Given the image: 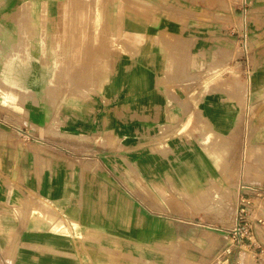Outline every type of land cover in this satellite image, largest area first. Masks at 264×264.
<instances>
[{
    "label": "crops",
    "instance_id": "crops-1",
    "mask_svg": "<svg viewBox=\"0 0 264 264\" xmlns=\"http://www.w3.org/2000/svg\"><path fill=\"white\" fill-rule=\"evenodd\" d=\"M27 1L0 0L3 31ZM30 4L34 49L0 62L12 85L33 87L24 123L0 97V264H201L233 245L230 219L215 236L220 216L187 198L216 172L253 182L249 149L264 152V0ZM54 118L66 119L65 135L49 133ZM187 165L200 173L187 178ZM186 183L200 188L188 196Z\"/></svg>",
    "mask_w": 264,
    "mask_h": 264
},
{
    "label": "rangeland",
    "instance_id": "rangeland-1",
    "mask_svg": "<svg viewBox=\"0 0 264 264\" xmlns=\"http://www.w3.org/2000/svg\"><path fill=\"white\" fill-rule=\"evenodd\" d=\"M30 3H32V0H28L27 5L21 6L20 8L15 7L14 10L10 11L11 19L14 16L16 20H10L8 26L5 24L4 27L7 26L5 28L6 30L3 31V25L0 23V62H5L8 60V58L17 55L24 56L28 51H32L34 49V29L33 22L31 21L32 4ZM18 12L21 15L20 20ZM86 24L87 26L93 28H95L97 25L96 21H86ZM86 40L89 41L94 39ZM100 40L101 39L99 38L95 39L97 42ZM75 59H80V54L75 55L73 60ZM19 64H21V68H23L20 70L21 74L25 73V77L33 78L34 71L24 69V66L29 67V65H27V63L16 61L17 67ZM15 75L18 78V70L15 72ZM10 92L13 95H11ZM1 95L6 96V98L8 97L10 100L8 103L10 106V115L11 117L15 116L16 119H18L17 121L21 123L26 122L24 115L29 114V111L30 114L33 115V87H28L27 89L19 88L17 85H12L11 82L6 79L5 75H0V97ZM29 108H31V110H29ZM65 121L66 119L54 118L47 119L48 123H45H47V126H53V128L48 127L49 133H52L53 135H65ZM184 129H186V127ZM185 134H188L187 131ZM188 136L193 141L191 135L188 134ZM79 137L80 136H78V138ZM83 139L84 138H82L81 141ZM217 145H220V141H218ZM197 150L198 147L194 145L193 151ZM206 151L210 154L212 153L217 157V159H220L218 163L221 165V161H223L225 158L222 154L220 155L211 151L210 149H206ZM263 153V150L259 148L252 147L249 149V157L246 159V171L249 176L254 177L253 182L244 181L238 185V183L232 181L231 177H229V175L224 171L216 172L212 174L213 178L206 182V186L203 188L201 193L196 195V197L187 198L189 202L201 205L205 210L215 211L217 215L223 219L222 220L219 217V220L216 224L219 229H214L216 234L215 236L225 235V233L220 229L223 227L222 222L226 221L224 218L228 220L230 219V222L232 223V228H229L230 233L227 234V239H231L234 244L232 245L229 243L222 249L219 248L217 257H206L203 259L201 264H222L226 257H219V255L221 251L227 248H231V253L235 254V262H237L236 264H255L256 257H264V240H261L257 237L256 230L258 227H254V224L260 223L264 230V213L263 215L257 214L259 209L264 212V208L258 207L259 204H263L264 206V198L258 197L254 193L249 194L248 197L251 202L250 207H248L246 211L242 210L244 205L241 203V199L245 195V191L250 190V187H254L257 192L264 193V178H262L264 177V166L258 167L259 163L264 164ZM260 154L263 155L260 157ZM259 171L260 173L262 172V176H260L261 178L257 177ZM193 193H195V191H185V194L188 196ZM248 209H250V212H248ZM251 224L253 225V228H250ZM240 231L241 233L238 235L237 232ZM245 255L251 256L244 257Z\"/></svg>",
    "mask_w": 264,
    "mask_h": 264
},
{
    "label": "built area",
    "instance_id": "built-area-1",
    "mask_svg": "<svg viewBox=\"0 0 264 264\" xmlns=\"http://www.w3.org/2000/svg\"><path fill=\"white\" fill-rule=\"evenodd\" d=\"M251 193L256 194L258 197L264 198V193L257 192V190L254 187H250V190L245 191V195L241 199V203L244 205V208H242L243 211H246V209L248 207H250V202L251 201H250L248 195L251 194ZM227 201H229V200H227ZM258 207L264 208L263 204H259ZM254 225H255L254 226L255 228L258 227L257 224H254ZM250 228H253V225L252 224H251ZM239 230H241V229H239ZM237 233H238V235H240L241 231L240 232H237ZM230 252H231V248H227V249H225V250H223V251L220 252L219 257H222L224 254H227V253H230Z\"/></svg>",
    "mask_w": 264,
    "mask_h": 264
},
{
    "label": "bare ground",
    "instance_id": "bare-ground-1",
    "mask_svg": "<svg viewBox=\"0 0 264 264\" xmlns=\"http://www.w3.org/2000/svg\"><path fill=\"white\" fill-rule=\"evenodd\" d=\"M79 8V7H78ZM82 11V10H81ZM74 12V11H73ZM72 12V13H73ZM19 13V12H18ZM79 13V12H78ZM84 13V12H83ZM71 14V13H70ZM82 14V13H81ZM24 15V14H23ZM30 17V16H29ZM75 17V16H74ZM69 22V21H68ZM74 23V22H73ZM77 25V24H76ZM85 43V42H84ZM77 58V57H76ZM9 59V58H8ZM76 61V60H75ZM25 62V61H24ZM10 64V63H9ZM106 64V63H105ZM71 65V64H70ZM83 65V64H82ZM7 67H8V65H7ZM74 67V66H73ZM11 68V67H10ZM12 71V70H11ZM64 72V71H63ZM67 72V71H66ZM6 73H8V72H6ZM5 73V74H6ZM70 75V74H69ZM68 76V75H67ZM71 82V81H70ZM82 90V89H81ZM86 91V90H85ZM74 93V92H73ZM201 154V153H200ZM199 154V155H200ZM204 156V155H203ZM201 157V156H200ZM187 159V158H186ZM187 162V161H186ZM192 164V163H191ZM191 166V165H190ZM173 168V167H172ZM185 168H186V170L184 171V174L186 175V177L188 178V177H192L193 176V174H195V173H200V171L197 169V167H189L188 165L187 166H185ZM175 170V169H174ZM175 172V171H174ZM177 173V172H176ZM183 184V183H182ZM186 185H187V188L190 190L189 192H194V191H196V190H198L200 187H199V185H197V184H194V183H186ZM184 186V185H183ZM56 251V250H55ZM251 255H245L244 257H250Z\"/></svg>",
    "mask_w": 264,
    "mask_h": 264
}]
</instances>
